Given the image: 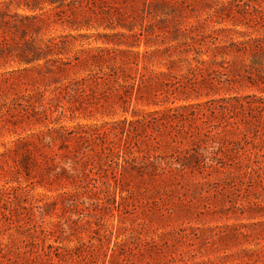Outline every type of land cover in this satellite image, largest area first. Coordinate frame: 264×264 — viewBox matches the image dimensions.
<instances>
[{
	"label": "rangeland",
	"instance_id": "1",
	"mask_svg": "<svg viewBox=\"0 0 264 264\" xmlns=\"http://www.w3.org/2000/svg\"><path fill=\"white\" fill-rule=\"evenodd\" d=\"M0 264H264V0H0Z\"/></svg>",
	"mask_w": 264,
	"mask_h": 264
},
{
	"label": "trees",
	"instance_id": "2",
	"mask_svg": "<svg viewBox=\"0 0 264 264\" xmlns=\"http://www.w3.org/2000/svg\"><path fill=\"white\" fill-rule=\"evenodd\" d=\"M63 43L60 42H56L54 40H51L49 44H47V51H44V53L48 52L47 54H51V55H57L60 56L61 54H63L62 48H63ZM33 51V53H29L28 51H22L21 52V58L22 61H26L29 63L41 60L44 56L43 55V51L40 50L39 48H36L35 46H31L30 47ZM130 50H124V51H110L108 50L107 54L103 53V51L101 52H92L91 55L86 56V57H75V60H77V62L75 64H73V61L68 60V61H63L62 58H55L53 61V63H55L56 65V69H59L60 72H66L69 68L68 66L71 67V65L73 64V66L79 68V67H83V68H88L90 70H92L93 73L90 74V76L88 78H84L85 80H87L88 82H92L94 83V86L100 84L99 79L104 80L103 83H105V86L107 87L108 90H104L103 92L100 93L101 95V99L102 98H107V92H109V89L112 88H116V84L119 83V80L122 78L124 79V84H120V86L124 87L126 89L125 91V95L122 96L121 98L125 101H127V97H128V103L130 102V98L133 94L134 90H137L138 92V97L137 99L141 96L140 92L142 90V85L144 83H147V80L144 79L145 75L143 73H136L135 75H127L125 68H130L133 69V66H138L140 63H143L144 66H147V63L151 60V57L153 54H156L158 52L154 51V52H136L134 53V58L131 59L130 58ZM159 53H163V52H159ZM32 54V55H31ZM120 55V56H119ZM121 61L122 64H124V67L122 69V73H120L119 70L115 69L113 63H118V61ZM109 68L110 71H106L105 70V66ZM160 75H165L164 72L160 73ZM123 76V77H122ZM129 80H133L129 81ZM163 87V86H162ZM93 93L96 92L95 90H93V87H91ZM118 89V88H116ZM78 91V90H77ZM76 91V92H77ZM105 134H108V132L105 131ZM88 138V137H85ZM41 140H43V138H41ZM22 145L24 146V148H26V159H29V155L32 153V149L30 148V143H26V142H21Z\"/></svg>",
	"mask_w": 264,
	"mask_h": 264
}]
</instances>
